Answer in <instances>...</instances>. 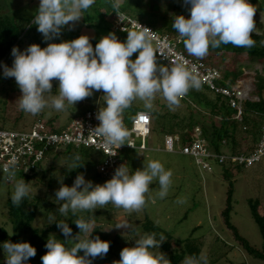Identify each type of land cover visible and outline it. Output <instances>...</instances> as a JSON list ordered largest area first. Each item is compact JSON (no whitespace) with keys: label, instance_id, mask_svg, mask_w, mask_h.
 Instances as JSON below:
<instances>
[{"label":"clouds","instance_id":"obj_1","mask_svg":"<svg viewBox=\"0 0 264 264\" xmlns=\"http://www.w3.org/2000/svg\"><path fill=\"white\" fill-rule=\"evenodd\" d=\"M94 4L95 0H39L31 23L37 26L44 41H51L61 35L65 26L80 21ZM183 5L190 15L187 18L175 16L172 28L192 56L203 58L210 48L227 44L245 49L255 47L256 41L251 34L256 32L254 16L257 9L248 0H183ZM111 7L120 16V0H111ZM124 31L127 32L125 41L121 42L114 32H109L95 48L87 35L48 43L44 48L33 43L21 51L14 46L12 66H0L4 78H14L20 89L19 110L31 115L40 114L46 107L63 111L67 106H75L91 97L94 92L102 91L104 106L96 113L98 126L91 131L102 138L105 146L117 150L126 144L128 137L122 114L134 100L143 101L146 109H152L156 95L161 94L169 109L174 110L191 89L199 90L201 81L195 65L190 67L184 62H175L167 67L158 63L152 30L133 23L131 29ZM134 54L138 55L132 59ZM53 81L58 82V94L54 96L50 95ZM116 154L117 151L106 153ZM80 159L79 154L73 157L69 171L83 165L77 163ZM17 167L18 160L13 157L2 171L6 179L15 181L11 202L19 207L29 196L30 189L24 179H16ZM172 175L159 160H151L143 169L131 172L126 164H121L112 178L103 184L85 180L83 173L77 174L72 186L65 185L63 177L58 178L60 187L55 191V198L62 203L57 210L61 215L71 212L77 216L74 223L79 232L73 236L68 223L56 221L54 215L49 216V221L61 230L64 240L49 236L45 245L47 251L41 257L42 264H92L97 257H105L110 242L99 236L92 238L91 219L77 214H93L108 204L128 213L139 212L147 203L154 181L159 185L157 196L160 199L167 196ZM115 228L136 231L138 238L133 239L134 246L121 250L120 259L113 264H171L167 255L159 251L167 239L163 233L157 239L156 232L140 235L139 230L131 229L127 224H118ZM2 248L6 264H28L36 255V249L28 242L5 241ZM181 264L209 262L205 255H186Z\"/></svg>","mask_w":264,"mask_h":264},{"label":"trees","instance_id":"obj_2","mask_svg":"<svg viewBox=\"0 0 264 264\" xmlns=\"http://www.w3.org/2000/svg\"><path fill=\"white\" fill-rule=\"evenodd\" d=\"M154 1H158V3L161 2L166 5L165 9L161 13L149 10L145 0H121L119 11L124 12L137 20L144 21L159 31L176 34V31L172 28L174 17L177 15H184L187 18L190 15L187 8L183 5V0ZM248 1L253 6L258 3V7L264 10V0ZM110 12H113L111 0H95V4L84 14L81 18V22L86 26L106 27L114 33L127 35L125 32L111 29V24L108 20V13ZM254 20L256 24V32H253L251 35L256 41L255 47L245 49L234 47L231 44L221 45L219 48H210L209 51H212V54L199 58L207 64L218 67L222 71L223 80L221 82L224 85L234 84L237 80L244 77L246 75L243 71L244 68L251 69L257 64L261 65V71L257 69L255 70V92L257 99H247L244 101L241 120H237L233 117L236 109L229 105L227 98L214 93L205 86L201 85L199 90L191 89L187 96L207 108L208 115L203 113L202 110L193 109L186 97L181 100V103H184V107H182L183 109H181V111L179 107H177V109L175 108L174 110H170L167 102H164L160 104L159 108L152 107V109L146 110L149 112L151 124H153L152 127L150 125V133L152 130L154 132L162 131L164 134H178L181 141L186 142L193 139L194 128L198 126L201 129L202 136L208 142L210 150L213 152H242L240 149V139L242 138H245L246 141L252 145V147L250 149H246L245 152H250L253 149L254 145L260 138L261 129L264 125V43H262V41H264V21L258 20L255 16ZM5 22L6 20L0 16V60L11 55V47L16 44L18 48L24 42H26L28 46L35 43L39 44L41 48H44L48 43L70 41L81 36L77 30H71L64 27L58 38L46 42L44 41L42 34L37 31L36 25L34 26V32L30 31L33 27L32 23L24 32V29H19L16 26L9 27ZM20 36L24 39H20ZM90 42H92V44L96 43V41L92 39H90ZM180 49L185 54L191 55L186 51L183 43L180 45ZM136 55L138 54H134L132 59H135ZM227 60H231L233 62L234 67L232 69H225V63ZM53 93H56V90L53 89ZM98 93L99 92H94L91 97H88V99L91 100L90 104L78 106L79 109L76 110V113L74 112L75 114L72 117L79 115L86 109L97 106V100L99 99ZM134 107L135 105L132 103L129 108ZM136 112L137 110H135L130 117V123ZM123 116V124L128 130L130 125L128 126L126 124V115L124 112ZM71 118H69L64 124H61V127L65 126ZM46 120H48V122H52L57 119L49 118ZM46 154L47 158L45 160L50 161L49 164H38V171L35 172L34 177L17 172L18 179H24L27 184L32 178L37 177V181L43 183L46 190H44L40 195L29 193V196L19 207L12 204V193L10 192L5 201V215L7 220H4L0 225L1 248L5 241H11L12 243L28 242L36 249V255L35 257L29 259V264H42L41 257L47 251L45 245L50 235H54V233H56L55 237L58 240H64L61 230L57 228L55 223H51L45 228L35 226L34 221L38 214L42 215L45 220L49 219V216L54 215L56 221H65L72 229L73 236L79 232V229L74 223L77 216H73L71 212L67 215H61L57 210L62 202L57 201L55 198V191L58 182H56L57 179L54 178V165H52L53 161L51 160L59 158L66 160L68 163L67 169L62 172L64 184L67 186H72L77 174L79 173L84 174L85 180L90 173L93 184H99V178H104L96 170V165L102 159L101 153L92 148L74 147L70 145L56 150L51 149ZM76 154H79L81 157L80 161L77 163L83 165L77 169L69 171V168L73 163V157ZM216 165L223 168L222 174L225 177L224 179L230 182L226 191V205L220 212L223 217V221L231 230L234 239L247 254L253 258L264 261V214H260L258 212V199L248 198L247 202L251 216L257 223L262 237V243L259 248L252 246L246 238L239 234L230 221L233 194L231 179L236 174L237 170L243 166H231L227 162ZM116 209L117 207L112 204L106 205V212L116 211ZM99 214L100 212L95 210L93 214L78 213L77 215H84L85 218H90L91 221L94 222L92 238L99 236L101 240L110 242V248L107 255L103 258L97 257L93 260L92 264H113V261H118L120 259L121 249L117 248L116 244L117 240L121 238V236L116 233L114 236L110 237L109 233H103V224L98 218ZM132 215L133 213H125V216ZM130 228L139 230L140 235H143L144 233L156 232L158 234L157 239H159V234L163 233L167 239L162 242L159 249L167 255L171 264H181L186 255L200 256L201 254V248L199 246L200 242L197 239L185 238L183 240H173L166 230L157 225L147 216L136 222L133 221V225ZM123 238L126 241L124 247H131L134 246L135 243L133 239L138 237L136 231H128L126 236ZM173 243L175 247H173ZM80 255H83V253L81 252Z\"/></svg>","mask_w":264,"mask_h":264},{"label":"rangeland","instance_id":"obj_3","mask_svg":"<svg viewBox=\"0 0 264 264\" xmlns=\"http://www.w3.org/2000/svg\"><path fill=\"white\" fill-rule=\"evenodd\" d=\"M145 2L149 10L156 11L157 13H161L166 7L165 4L154 0H145ZM254 6L257 9L255 17L260 21H264V10L258 7V3L254 4ZM38 7L39 0H0V16L6 20L5 23L9 27L16 26L19 29H24L25 32L27 27L31 25ZM34 26L33 24L32 29H30L31 32H34ZM65 27L77 30L81 35L89 36L96 43L109 32H113L106 27L86 26L81 22V19L75 22L74 25L70 23V25ZM115 34L121 42L127 38L126 34ZM19 38L24 39L22 36ZM96 43L92 44L93 48H95ZM13 47L14 45L11 48ZM27 47L28 44L24 42L19 49L23 51ZM212 53V51H208L207 55ZM13 59L9 55L0 60V65L11 67ZM158 63L164 66L163 63L159 61ZM225 64V69H232L234 67L231 60H227ZM256 69L261 71V65L257 64L251 69L244 68L243 71L246 75L239 79L241 84L247 88L250 99H257L255 92ZM57 88L58 82L53 81V89L56 90V93L52 91L50 95H57ZM20 95L21 92L15 79L4 78L3 67L0 66V128L28 130L36 119L49 118H55L60 124H64L76 113V110L79 109L78 106L87 105L91 102L90 99L86 98L75 106H67L66 110L63 111L46 107L40 114L31 115L19 110L17 100ZM103 95L102 91L98 93L97 106L99 108L104 106ZM185 97L189 100L193 109L202 110L203 113L208 115V109L202 104L187 95ZM164 102L166 100L163 96L157 94L153 101V107L159 108L160 104ZM132 103L135 107L124 111L128 126L130 125V117L135 110H148L144 107L143 101L137 99ZM182 107H184V103H180V111L183 109ZM163 139L164 133L162 131L154 132L151 130L149 137L146 139V150L124 149L121 155L124 159V164L128 166L130 172L136 169H143L144 165L151 160H159L166 170H171L173 173L171 178L172 185L167 196L164 199H160L157 196L159 185L154 181L150 185V193L148 194L145 207L139 212H132V216H125L126 211L123 208H117L116 211L109 212H106V206L96 209L100 212L98 218L103 224L102 232L109 233L110 237L116 233L120 234L121 238L117 240L116 247L122 250L126 244L123 237L126 236L128 231L115 227L118 224H127L131 227L133 221L136 222L147 216L166 230L173 240H183L185 238L197 239L200 242V255H205L209 264H264V261L253 258L241 248L239 243L234 239L231 230L223 221L220 212L226 205V191L230 183L224 179L225 177L222 174L223 168L213 164L212 171H204L195 164L192 156L164 151ZM135 140L136 144H138L139 139L136 138ZM251 147L252 145L245 138L240 139V149L242 151H246V149H250ZM225 153L228 152L225 151ZM51 161H53L52 165H54V178L58 182V178L63 177L62 172L67 169L68 163L66 160L59 158ZM49 162L48 160H43L42 164L47 165ZM16 179H18V175H16ZM86 180L91 181L90 173ZM107 180L106 178H99L98 183L103 184ZM231 180L233 194L230 221L239 234L246 238L252 246L259 248L262 243V237L257 223L251 216L247 200L248 198L258 199V212L264 214V155L251 166L240 167ZM28 185L30 189L29 193L32 194L40 195L46 190L45 185L37 181V177L31 179ZM59 186L58 182L56 190ZM13 191L14 180L9 181L6 179L0 165V225L4 220H7L5 201L8 194L10 192L13 193ZM178 201L183 202L180 203ZM50 223L49 219L45 220L39 214L34 221V225L39 228H45ZM92 223L94 225V222ZM172 245L175 247L174 243ZM159 251L161 250L159 249ZM0 264H6L5 255L1 247Z\"/></svg>","mask_w":264,"mask_h":264},{"label":"built area","instance_id":"obj_4","mask_svg":"<svg viewBox=\"0 0 264 264\" xmlns=\"http://www.w3.org/2000/svg\"><path fill=\"white\" fill-rule=\"evenodd\" d=\"M108 14L112 30L127 33L124 30L131 29L133 23H139L152 30V42L154 43V50L157 52V59L167 67L175 62H184L190 67L195 65L201 85L227 98L229 105L236 109L233 117L241 120L243 103L250 98L247 88L241 84L240 80L231 85L222 84V71L197 57L185 54L180 49L182 41L178 39L177 33L170 34L159 31L146 22L137 20L124 12H120V16L115 11ZM98 110L97 106L86 109L79 115L72 117L63 127L57 120L48 122L46 119H36L28 130L0 128L1 169L13 157H16L18 160L17 172L34 177L35 172L38 171V164H42L43 160L47 158L46 153L51 149L56 150L72 145L74 147L92 148L100 152L102 159L96 165V170L104 178L111 179L115 169L124 164L121 155L124 149H147L146 139L150 135L151 117L147 111H137L127 130L126 144L116 150L105 146L102 138L91 131L99 124L96 119ZM123 118L122 114V120ZM136 138L139 139L138 144H136ZM163 150L192 156L195 164L207 172L213 170V164L224 162L231 166L249 167L264 155V125L261 129L260 138L250 152H213L198 126L194 128L193 139L186 142H182L178 134H164ZM109 151H117V154L115 156L106 155Z\"/></svg>","mask_w":264,"mask_h":264},{"label":"crops","instance_id":"obj_5","mask_svg":"<svg viewBox=\"0 0 264 264\" xmlns=\"http://www.w3.org/2000/svg\"><path fill=\"white\" fill-rule=\"evenodd\" d=\"M13 1V0H12ZM70 29V28H69Z\"/></svg>","mask_w":264,"mask_h":264}]
</instances>
